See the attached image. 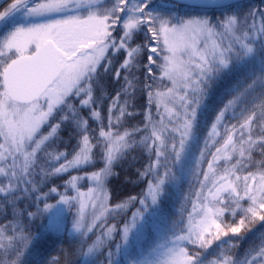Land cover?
<instances>
[{
	"label": "snow or ice",
	"instance_id": "obj_1",
	"mask_svg": "<svg viewBox=\"0 0 264 264\" xmlns=\"http://www.w3.org/2000/svg\"><path fill=\"white\" fill-rule=\"evenodd\" d=\"M175 7L170 0H0V213L12 216L0 224V264H23L39 235L25 221L38 215L47 218L46 233L78 242L79 264H96L98 255L106 264H264V233L238 251L264 222V0H186L202 13L187 19ZM101 70L123 81L106 116ZM229 77L227 99L214 100V86ZM164 80L171 86L154 87ZM137 91L147 97L144 120L125 128ZM208 113L214 117L200 146ZM65 125L77 138L73 152L49 151ZM138 147L150 161L140 176L151 179L140 197L111 205L113 168ZM65 174L63 191L41 190ZM186 175L199 187L190 184L177 195L179 207L166 211ZM24 200L31 203L18 208ZM137 202L121 225L107 224ZM65 209H75L70 229Z\"/></svg>",
	"mask_w": 264,
	"mask_h": 264
},
{
	"label": "trees",
	"instance_id": "obj_2",
	"mask_svg": "<svg viewBox=\"0 0 264 264\" xmlns=\"http://www.w3.org/2000/svg\"><path fill=\"white\" fill-rule=\"evenodd\" d=\"M160 2H165V0H156ZM172 3H175L173 1H170ZM176 4L175 9L178 13L182 12H190L194 14H202L200 9H194V8H188L184 5ZM246 4V3H244ZM2 10V9H0ZM209 15H212L213 17L217 16L219 12L215 10H209ZM137 43L141 42V38H137ZM122 59V54H117L116 57H113L114 66L119 67V62ZM101 84L103 85V94L106 97L101 104L100 110L102 115L107 114V108L109 104L111 103V97H114L116 92L119 91L120 85L123 83L121 80L120 83H117L111 74H105L101 70ZM137 75L140 77L141 80H143L142 73H137ZM233 82L232 78H226L222 82L217 83L214 86L213 91V99L218 100L221 97L223 99H227V96L225 95V89ZM171 86L167 80L164 81H157V84L154 87H159L160 90H164L165 87ZM99 94V93H98ZM123 99V98H122ZM130 103L134 105L133 107H130L128 110L130 112L135 113L132 117H126L124 120V127L125 128H131L133 126H140L144 120L143 113L147 107V97L146 94L142 91H137L134 98L130 99ZM152 113L154 118L158 119L155 115L156 110L155 106L152 108ZM83 115L87 116V112L85 111ZM214 114L208 113L206 116L201 117V127L199 130V135L201 137V145L203 138L206 136L210 125L212 123ZM234 122V121H230ZM55 123V121H53ZM106 123V120H105ZM92 128H96V124L91 123ZM122 130V129H121ZM47 131V129H45ZM257 135H259V132H257ZM77 143V138L73 135V128L71 125H65L62 126V130L59 133V138L53 143L49 151H67L68 153L73 152L74 147ZM215 149H211V151H214ZM198 154V153H197ZM70 158V157H69ZM206 159H211V156H207ZM256 160L261 159L260 155L255 156ZM149 155L143 148H135L134 150H131L127 153L126 156H124L121 160H119L114 168L113 172L115 175H113L109 181H108V190L110 192V200L109 203L111 205H115L117 203H120L124 200H126L129 196H137L140 197L144 190L147 187L148 180L151 179V177H141L140 173L144 171L145 166L149 163ZM41 163H43V160H41ZM103 165L100 163H97L95 165V168H87L85 171L91 172L94 171ZM203 169H207V163H204L201 165ZM254 170V169H253ZM78 173L72 172L71 175H77ZM202 178V177H201ZM39 179V177H37ZM68 179V175H62L58 177H51L49 181L42 186L41 190L43 192H48V189L56 186L60 189V191H63V183L65 180ZM83 187L82 190L86 191L88 184L86 182H81ZM193 184L195 187H199L198 184H195V177L191 175H186L183 182L179 186V190L171 195L169 198H167L164 201V208L166 211H172L174 208L179 207V204L176 203V198L179 192H188L189 191V185ZM70 195H74V193L70 192ZM58 199V196L55 194H52V196L49 198V203H55V200ZM31 203L30 200H24L18 205V208H25L27 205ZM42 207V204H41ZM139 207L138 202L132 205L126 212V214H121L117 216L115 219L108 218L107 224H117V226L121 225L124 222V219H126L128 216H131L132 211H135V209ZM189 209L191 208V205H188ZM28 211L35 212L36 208L35 206L28 207ZM74 211V210H72ZM65 224L68 229L71 228V221L73 219V215L70 212V214L67 212L65 215ZM241 217L238 215L235 218V221H239ZM11 209H7V214L0 213V224L6 223L8 220H11ZM226 219L231 220L230 217H226ZM25 223L28 225V231L32 233L34 236L38 235V238L34 239L32 246L30 249L26 252L25 256L23 257V264H54V261L58 259V264H79L80 257L77 253V249L79 248V244L76 240H74L70 235H68L67 232L57 236L52 233H46L44 231L45 225L47 224V218L45 216H36L31 221H25ZM260 233H264V222H259L252 226V231L247 234V237L245 240L240 242V248L238 251L240 253H243V251L248 247L249 243L253 240H255ZM99 230H96V235H99ZM96 235H91L90 239L88 240V243L90 244L93 240H95ZM149 238H151L152 233L151 230H149ZM114 240L116 242H119L120 236L118 234H114ZM87 247V245H85ZM107 247H114L112 244H108L105 246V249H102L106 253ZM212 249H215V242L212 246ZM96 264H106L104 255H98L96 258Z\"/></svg>",
	"mask_w": 264,
	"mask_h": 264
},
{
	"label": "rangeland",
	"instance_id": "obj_3",
	"mask_svg": "<svg viewBox=\"0 0 264 264\" xmlns=\"http://www.w3.org/2000/svg\"><path fill=\"white\" fill-rule=\"evenodd\" d=\"M155 2L156 3H162V2H160V1H156L155 0ZM259 2V0H253V1H251V2H249V3H258ZM246 4H248V3H246ZM173 11H175V12H177V10L174 8V9H172ZM178 13V12H177ZM182 18H185V19H187V18H189L190 16H194V15H198V14H194V13H190V12H182V13H178ZM165 15H167V11H165ZM209 15V14H208ZM218 15H220V13L218 14ZM217 15V16H218ZM212 16V15H211ZM157 75H159V73L157 72ZM74 211H75V209H73ZM74 211H72L71 213H73ZM67 212L70 214V212L67 210V209H65V215L67 214Z\"/></svg>",
	"mask_w": 264,
	"mask_h": 264
},
{
	"label": "water",
	"instance_id": "obj_4",
	"mask_svg": "<svg viewBox=\"0 0 264 264\" xmlns=\"http://www.w3.org/2000/svg\"><path fill=\"white\" fill-rule=\"evenodd\" d=\"M171 1H174L178 4H181V5H185L186 6V0H171ZM248 1H251V0H241L242 3L244 2H248Z\"/></svg>",
	"mask_w": 264,
	"mask_h": 264
}]
</instances>
